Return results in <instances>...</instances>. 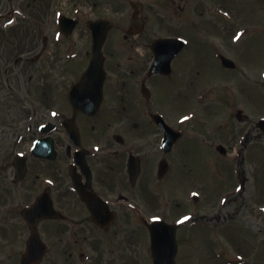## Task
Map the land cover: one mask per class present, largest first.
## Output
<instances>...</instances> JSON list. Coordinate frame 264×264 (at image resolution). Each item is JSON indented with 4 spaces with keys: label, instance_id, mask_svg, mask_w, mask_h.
I'll list each match as a JSON object with an SVG mask.
<instances>
[{
    "label": "flooded vegetation",
    "instance_id": "obj_1",
    "mask_svg": "<svg viewBox=\"0 0 264 264\" xmlns=\"http://www.w3.org/2000/svg\"><path fill=\"white\" fill-rule=\"evenodd\" d=\"M171 1L172 9L176 10L177 0ZM97 2L91 8L92 13L87 11L79 16L81 23L72 36L61 35L64 38L61 45L72 37L76 39L78 34L83 35L81 49L72 53L77 55L72 58L80 57L79 64L73 68L81 64L79 71L72 77H69L70 72L62 71L60 78L56 72V53L50 61L53 66L47 70L58 82L43 78L51 85L38 93L37 104L30 108L23 126L17 129L22 121L12 119L17 111L16 97L7 96L11 104L5 109L9 114L4 111L3 115L0 110V116L3 115L0 117V264H113L122 248L119 240L122 235L133 237L137 231L150 241L149 224L154 219L166 218V180L175 160L178 167L173 181L178 186L186 185L179 188L177 198L187 202L186 191L201 192V189L209 191L206 200L213 198L208 183L192 178L195 174L188 158L192 154L190 143L197 140L193 134L200 130L198 124L184 121V115L195 106L196 81L194 75L185 78L183 72L187 65L194 67L191 70L196 69L198 47L203 44L202 40L200 43L192 38L194 32L189 26L193 22L180 14L175 13L174 18L171 14L159 13L158 0ZM126 4L132 10L124 13ZM96 10L104 11L97 14ZM176 11L184 13L187 9L178 5ZM4 15L0 13L1 33L4 32L1 22ZM97 20L108 21L103 47L106 80L100 109L90 115L74 107L71 92L92 60V33L88 24ZM34 29L38 32L43 27L35 25ZM52 29L57 32L58 25L53 24ZM171 38L186 41L185 48L172 61L173 73L166 76L152 72L155 51L161 47L159 41ZM36 43V39L31 40V44ZM42 43V54L48 45L53 50L59 47L55 38L44 37ZM213 45L210 42L202 47L211 48L210 54L219 61L223 54ZM172 53L171 49L165 50L164 61ZM70 57L68 53L69 61ZM22 62L15 61L14 66ZM10 73V69L6 70L7 76ZM178 77L179 84L170 89L174 88L182 110L157 106V98L166 90L165 83ZM62 80L63 88H58ZM59 90L64 92L62 105L53 101ZM16 96L21 99L20 93ZM93 100L91 95L89 101ZM163 121L181 133L172 147L164 143ZM213 133L208 127L205 142L212 150ZM45 139L51 142L39 143L34 153L35 144ZM19 155H24L26 167H20ZM164 161L169 167L167 174L161 177L160 167ZM187 198L189 200L190 196ZM195 198L192 200L199 203ZM88 203L98 208L96 215L107 225L96 222ZM37 204L43 208L33 216L32 226L24 214ZM49 204L58 215L37 220L38 214L44 211L55 213L48 210ZM178 207L182 208V204ZM197 219L186 224H198L202 218ZM213 221L207 220L208 223ZM135 224L142 225V229H136ZM33 236L38 238L32 243L30 256Z\"/></svg>",
    "mask_w": 264,
    "mask_h": 264
},
{
    "label": "rangeland",
    "instance_id": "obj_2",
    "mask_svg": "<svg viewBox=\"0 0 264 264\" xmlns=\"http://www.w3.org/2000/svg\"><path fill=\"white\" fill-rule=\"evenodd\" d=\"M123 1L125 0H116V3L120 4ZM177 1L176 10L180 5L187 9L186 12L173 10L171 0H158L161 7L159 13L171 14L174 18L176 14H180L193 22L189 26L194 32L192 38L200 43L202 40L203 44L200 48L197 46L199 50L197 70H191L192 66L187 65L183 76L187 78L194 75L197 90L202 86L208 88V91L212 86L215 87L206 102L200 101L205 104L198 110V122L205 127L206 121L214 116V122L213 118L210 119V125L213 123L215 130L214 140L216 144L223 143L230 152L224 157L215 151L214 156V151L203 139L190 143L192 154L188 158L195 174L192 178L196 181L201 178L208 183L212 191L219 194V197L224 193L222 198L216 197L209 202L201 199L198 204L190 200V205H186L188 203L183 204L176 193L179 188H185L186 185L178 186L174 179L166 184V192L173 194L172 196L167 194L170 197H167V215H164L168 220L182 214L196 216L206 221L214 220L208 223L214 227L213 229L200 228L201 234L206 236L209 234L207 239L200 236L199 231L194 230H188L184 235L178 234L177 241L181 248L178 264H229V262L233 264L238 260V255H243L242 258L246 262L252 259L257 264H264V135L258 131L255 124L256 121L264 119V0H181L178 3ZM95 3H98L97 0H0V13H15L19 16L12 27L0 32V110L5 115L4 111L7 110L5 108L10 107L8 95L17 98V111L12 117L22 121L17 125V129L23 126L30 108L36 106L38 93L51 85L43 81V78L47 77L48 82H58L47 70L53 66L50 63L51 57L57 53L56 72L60 78L62 71L70 72L69 77H72L73 73H77L78 68H81L80 64L73 70L75 65L79 64L80 57L75 59L71 57L69 61L66 55L79 52L83 35L78 34L77 40L72 37L65 45L56 41L59 47L56 46L55 50L50 47L46 53L41 52L44 37L52 38L54 33L52 28L56 23V14L63 12L69 16L79 17L87 11L92 13L91 8L95 7ZM104 3H107V0H104ZM127 9L128 12L132 10L131 6L126 4L124 13ZM102 11L104 10L99 12L96 10V13ZM219 13L222 17L218 15ZM177 22L178 18L175 20V23ZM35 25L42 26L44 30L35 32ZM32 39L37 40L36 45L31 44ZM210 42L214 44L215 49H220L224 56L235 62L236 69L227 70L220 66L219 61L210 54L211 48L209 51L208 48L202 47ZM19 58L23 62L14 66V62ZM32 58H38V61L31 63ZM9 69L11 73L7 76L6 70ZM184 81L182 78V82ZM60 84L58 88H63V80ZM165 84L166 90L159 95L155 103L167 110L171 108L173 111L182 110L174 88L170 89L179 84V77ZM19 93L21 99L16 96ZM63 94L62 90L56 91L53 101L62 105ZM239 110L243 111L242 121L237 119ZM6 112L9 114V111ZM206 128L208 129V125ZM201 131L200 128L198 132ZM237 144L245 145L243 154L231 156L233 150L235 151L234 147H238ZM215 145L214 149L217 146ZM212 163L214 171L211 170ZM174 166L177 172V160L174 161ZM175 172L173 171L169 178H174ZM224 174L228 176L224 183L225 187L217 182V176L225 179ZM242 179L244 189L239 190L238 185H241ZM202 186L200 184L199 188ZM187 193L188 191L186 199ZM201 195L206 198L209 191L201 189ZM178 204H183V207L178 209L176 207ZM135 225L136 229H142V225ZM120 238L122 248L119 250L122 254H117L113 264H152L146 237L138 235L136 231L133 237L126 238L122 235ZM213 246L215 249L212 252Z\"/></svg>",
    "mask_w": 264,
    "mask_h": 264
},
{
    "label": "water",
    "instance_id": "obj_3",
    "mask_svg": "<svg viewBox=\"0 0 264 264\" xmlns=\"http://www.w3.org/2000/svg\"><path fill=\"white\" fill-rule=\"evenodd\" d=\"M103 41H98L95 43V56H94V61L90 67V69L88 70L87 72V76L88 75H92L93 73H100L101 71V68L103 66V57H102V54H101V48H102V44H103ZM104 80V79H103ZM166 225H159L156 229H154V235H153V242H154V247H158L160 246L159 245V242L166 239L168 240V236L166 238H161L160 237V232L161 230H163L165 228ZM168 227V226H166ZM170 230V229H169ZM171 232H172V239L174 241V232H175V229L171 228ZM170 239V238H169ZM168 256H171V255H168ZM168 262L170 263H173V260H169Z\"/></svg>",
    "mask_w": 264,
    "mask_h": 264
}]
</instances>
